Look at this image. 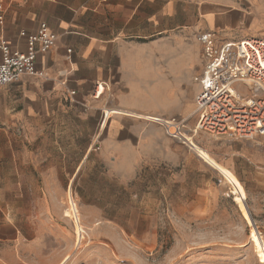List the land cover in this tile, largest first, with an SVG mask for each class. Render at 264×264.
<instances>
[{
  "label": "rangeland",
  "instance_id": "1",
  "mask_svg": "<svg viewBox=\"0 0 264 264\" xmlns=\"http://www.w3.org/2000/svg\"><path fill=\"white\" fill-rule=\"evenodd\" d=\"M222 2V10L252 17L254 34L249 36L264 34V0ZM207 52L206 47L205 60ZM231 64L228 55L224 65ZM122 113L153 122L150 115ZM38 114L0 112V264H26L31 248L23 238L39 235L43 212L52 210L72 221L66 213L68 195L87 238L77 241L68 264H264V166L255 164L264 156V145L193 135L197 112L192 122L158 116L168 125L153 123L176 142L173 163L151 160L137 166L132 179L115 181L107 178L108 168L96 151H90L80 172L92 176L70 179L73 158L84 153L85 134L77 133L79 125L69 113L64 126L61 114L53 112L49 128L39 129ZM178 125L187 146L165 129L172 133ZM75 138L77 149L61 150L72 159L62 163L48 144L68 145ZM235 145L245 146L248 155L234 159L237 174L223 162Z\"/></svg>",
  "mask_w": 264,
  "mask_h": 264
},
{
  "label": "crops",
  "instance_id": "2",
  "mask_svg": "<svg viewBox=\"0 0 264 264\" xmlns=\"http://www.w3.org/2000/svg\"><path fill=\"white\" fill-rule=\"evenodd\" d=\"M0 3L3 6L0 41L12 49L25 51L26 39L20 32L34 33L41 23L55 34L54 45L36 55L34 68L41 75H24L14 83L0 86V112H39V129L49 128L53 112L61 114L59 124L64 126L69 113L79 125L77 133L84 132L86 137L81 146L83 155L80 159L73 158L70 179L92 176L93 173L80 172L90 151H96L99 163L107 166L109 177H105L115 181L132 179L137 166L151 160L173 163L177 157L176 142L163 129L153 122L119 113L137 112L192 122L206 62L203 56L206 45L201 43L200 35L217 33L221 38L216 36L218 46L221 41L254 34L252 17L222 10V0H0ZM98 82L106 86L94 96ZM77 142L75 138L68 145L58 140L48 145L65 163L72 158L61 150L77 149ZM94 146L98 149H93ZM245 150V146L235 145L225 152L223 162L235 174L233 162L248 156ZM255 164L264 166V156ZM41 218L39 235L23 238L31 248L24 262L68 264L74 250L79 248L72 221L52 210L43 212Z\"/></svg>",
  "mask_w": 264,
  "mask_h": 264
},
{
  "label": "built area",
  "instance_id": "3",
  "mask_svg": "<svg viewBox=\"0 0 264 264\" xmlns=\"http://www.w3.org/2000/svg\"><path fill=\"white\" fill-rule=\"evenodd\" d=\"M2 12L0 3V24ZM20 35L26 39L25 51L14 50L5 41H0V86L14 83L24 75H41L34 68L36 55L48 51L55 43V34L45 23H41L34 33L21 31ZM215 37L212 32L200 35L201 43L208 48V58L196 96L198 118L191 132L193 135L207 134L225 142L246 141L264 145V34L221 41L218 46ZM228 55L232 64L226 68L224 64ZM239 84L246 88L245 93L238 89ZM105 86L104 82L96 83L94 96H98ZM153 119L151 121L156 123H169L159 117ZM181 125L172 133L168 132L167 126L165 129L187 146ZM85 235V231H81L79 241Z\"/></svg>",
  "mask_w": 264,
  "mask_h": 264
},
{
  "label": "bare ground",
  "instance_id": "4",
  "mask_svg": "<svg viewBox=\"0 0 264 264\" xmlns=\"http://www.w3.org/2000/svg\"><path fill=\"white\" fill-rule=\"evenodd\" d=\"M110 112H106V114L108 115ZM144 115H150L152 116V118H154L155 116L154 115H151V114H144ZM157 117V116H156ZM162 119V118H161ZM163 120V119H162ZM176 124V123H175ZM174 124V125H175ZM189 149V148H188ZM67 204H68V207H67V215L68 217L71 218L72 220V223H73V226H74V230H75V234H76V238H77V241L80 240L81 238V230H82V226H81V223H80V220H79V216H78V211H77V207L74 203V201L72 200V198L68 195L67 197ZM78 243V242H77Z\"/></svg>",
  "mask_w": 264,
  "mask_h": 264
},
{
  "label": "water",
  "instance_id": "5",
  "mask_svg": "<svg viewBox=\"0 0 264 264\" xmlns=\"http://www.w3.org/2000/svg\"><path fill=\"white\" fill-rule=\"evenodd\" d=\"M245 207H246V204H245ZM246 210H247V208H246ZM247 213H248V216H249L250 223H251L252 225H254L253 220H252V218H251V216H250L248 210H247ZM253 227H254V226H253Z\"/></svg>",
  "mask_w": 264,
  "mask_h": 264
}]
</instances>
